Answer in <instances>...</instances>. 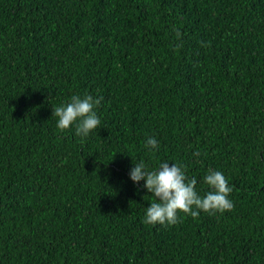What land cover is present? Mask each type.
<instances>
[{
    "label": "trees",
    "instance_id": "16d2710c",
    "mask_svg": "<svg viewBox=\"0 0 264 264\" xmlns=\"http://www.w3.org/2000/svg\"><path fill=\"white\" fill-rule=\"evenodd\" d=\"M141 161L234 207L146 224ZM0 264H264V0H0Z\"/></svg>",
    "mask_w": 264,
    "mask_h": 264
},
{
    "label": "clouds",
    "instance_id": "9594fccd",
    "mask_svg": "<svg viewBox=\"0 0 264 264\" xmlns=\"http://www.w3.org/2000/svg\"><path fill=\"white\" fill-rule=\"evenodd\" d=\"M102 99H94L91 95H72L67 102L53 109L52 116L57 118V128L65 130L75 123L76 135L86 137L100 125V119L93 109ZM145 145L153 150L159 148L155 137H148ZM194 155L198 156L199 152ZM129 179L134 184L144 181L142 187L152 196V202L146 207L144 215V223L149 225H175L181 220L178 213L195 219L201 211L223 213L234 207L228 199L232 188L227 179L223 173L212 169H208L203 178L209 189L203 196L196 190V177L189 178L186 167L177 163L169 166V162L164 161L155 170L149 171L141 161L129 170Z\"/></svg>",
    "mask_w": 264,
    "mask_h": 264
}]
</instances>
